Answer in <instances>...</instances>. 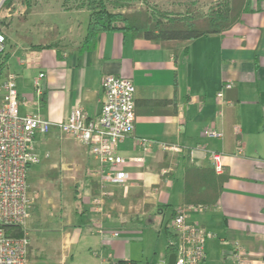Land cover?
<instances>
[{
  "label": "crops",
  "instance_id": "obj_1",
  "mask_svg": "<svg viewBox=\"0 0 264 264\" xmlns=\"http://www.w3.org/2000/svg\"><path fill=\"white\" fill-rule=\"evenodd\" d=\"M59 9L56 19L46 22L57 24V40L67 48H32L21 39L10 53L6 67L16 74L20 113L56 123L80 106L93 117L102 105L101 79L112 73L135 85V121L131 135L117 146L125 162L116 169L128 173L121 184L102 181L104 167L76 140L56 146L66 157L79 158L73 197L57 202L43 181L29 186L34 200L22 226L29 239L28 264L43 250L52 256L47 264H71L72 251L82 240L88 241L94 264L138 263L140 259L127 252L131 234L139 233L142 222L154 223L155 216L162 217L160 226L170 225L172 210L182 207L184 167H212L213 151L222 153L229 177L215 204L186 207L188 221L213 233L208 240L220 235L225 261L234 242L264 259V0H250L249 11L222 33L153 42L105 31L97 34L91 49L78 48L89 10ZM42 36L32 35L33 43ZM39 72L44 77L36 89L33 80ZM226 82L232 87L223 88ZM218 91L225 102L219 101ZM213 130L221 136L207 133ZM58 135L53 128L34 139L39 158L46 161L45 174L56 167L64 170L63 163L46 169L50 159L45 153L55 149ZM139 139L147 140V148ZM237 143L243 147L241 155L235 154ZM68 173L63 183L70 182ZM102 191L107 194L95 204ZM166 211L170 220L163 222ZM114 231L117 236L110 235ZM170 253L165 250L160 260Z\"/></svg>",
  "mask_w": 264,
  "mask_h": 264
},
{
  "label": "built area",
  "instance_id": "obj_2",
  "mask_svg": "<svg viewBox=\"0 0 264 264\" xmlns=\"http://www.w3.org/2000/svg\"><path fill=\"white\" fill-rule=\"evenodd\" d=\"M14 13L23 12L22 5L15 1ZM1 9V7H0ZM10 13V12H9ZM10 14L5 16L10 17ZM3 18L0 10V19ZM7 39L0 27V264H28L29 239L26 235L13 236L6 232L8 225H24L34 196L30 194L28 171L39 162L34 139L38 134L46 135L55 128L60 135L76 140L87 148L104 167L100 173L102 181L114 184L123 183L128 173L116 167L125 162L118 154V144L131 135L135 121V85L129 78L107 73L101 79L102 105L99 113L93 117L80 106H74L68 116L53 123L37 114H21L16 88V74L7 71L4 55L7 52ZM44 73L39 72L33 80L38 89ZM232 82L223 84V88L232 87ZM219 101L225 102L223 92L216 93ZM235 131H240L235 126ZM210 136L220 137L217 131L207 132ZM141 146L147 148V140L139 139ZM235 154H243V147L237 143ZM134 160L141 161V157ZM211 166L216 173L223 171L222 153L210 152ZM93 199L100 203L102 196ZM193 207V206H192ZM201 209L204 206H195ZM170 228L178 238V243L169 242L175 254L174 264H204L206 260L205 244L213 237L204 226L188 221L186 207L176 210L170 220ZM101 235L105 233L99 231ZM110 235L117 236L118 232ZM227 257L230 264H264V259L248 253L238 242H234ZM158 264H167V258Z\"/></svg>",
  "mask_w": 264,
  "mask_h": 264
},
{
  "label": "trees",
  "instance_id": "obj_3",
  "mask_svg": "<svg viewBox=\"0 0 264 264\" xmlns=\"http://www.w3.org/2000/svg\"><path fill=\"white\" fill-rule=\"evenodd\" d=\"M26 1L25 10L17 18L18 23L25 22L30 12L29 0ZM140 1L143 5L139 7L132 4L133 0H87L85 3H76L72 7H66V9L86 8L90 12L86 34L78 48H93L97 34L105 31L128 33L132 37H142L153 42L189 41L212 33H222L238 23L241 16L249 11L250 5V0H214L204 12L198 6L197 0H188L180 3L185 8L183 12H172L158 4ZM9 2V0H4L1 6H6ZM107 3H111L114 9L120 8L123 11L113 12L109 10ZM58 33L57 24H52L36 44L33 43L30 33H21L19 37L32 48L45 46L58 49L67 48V45L59 44ZM14 48L15 45H11L4 55L3 65L5 67ZM46 175L56 179L57 170L53 168ZM228 177L229 174L225 168L221 173H216L212 167L197 165L184 167L182 207L212 206L216 203L222 185ZM175 212L176 209L172 210L171 215L173 216ZM165 229L171 232L170 225L167 223H165ZM6 232L13 236L24 235L20 225H8ZM172 250L171 244L168 243L167 253ZM118 263L126 262L118 261Z\"/></svg>",
  "mask_w": 264,
  "mask_h": 264
},
{
  "label": "rangeland",
  "instance_id": "obj_4",
  "mask_svg": "<svg viewBox=\"0 0 264 264\" xmlns=\"http://www.w3.org/2000/svg\"><path fill=\"white\" fill-rule=\"evenodd\" d=\"M4 0H0L1 7V15L3 18L0 19V27L2 31L5 33L7 39V48L11 45H15V43H21V38L19 34L27 33L32 34L34 38H38L44 35L45 31L51 28V23L46 22L50 20H55V16L60 13L59 6L65 10L66 7H72V5L76 3H85L87 0H29L30 3V12L27 15L28 22H24V24L18 23V16L20 14L14 13V2L16 1L19 6L22 5L23 11L26 8V0H9V4L6 6H1ZM148 3H155L162 6L165 10L168 11H178L183 12L184 7L180 5L183 1L188 0H144ZM198 6L202 11H207L210 3L214 0H197ZM61 4V5H60ZM133 5L136 7L142 6L143 3L140 0H133ZM109 10L113 12L123 11L122 9H114L111 3H107ZM67 10V9H66ZM12 15L10 17L5 16V14ZM23 13V12H22ZM21 13V14H22ZM32 13V15L30 14ZM83 15H79L78 19H82ZM27 20V19H26ZM71 20V19H70ZM69 20V21H70ZM73 20V19H72ZM22 23V22H21ZM67 23V22H66ZM65 23V24H66ZM65 24L61 25L62 28L66 30ZM68 25V24H67ZM59 29V27H58ZM59 35V33H58ZM58 38V36H57ZM22 44V43H21ZM16 47V45H15ZM61 143L71 144L73 145V141L71 138L65 135H58L55 142V149L52 152L45 153L46 157L50 159L47 161L46 169L50 167V165H61L63 163L64 170L56 167L57 170V178L52 182L50 180L51 177L46 175L43 171L46 161L43 157L39 158V163L33 165L28 171V184L30 188L37 186L40 182L44 183V190H47L48 195L52 196L53 192L55 193V199L57 202H62L63 200L71 201L73 197V192L75 188V180H76V172L77 166L75 165V160L79 159L78 157H66L65 154L61 153L56 149V146L61 145ZM43 156V155H42ZM64 172H69L66 176L69 179L68 184L63 183V177H65ZM52 179V178H51ZM80 185V184H79ZM80 187V186H76ZM78 206V203H77ZM169 211L165 212L164 221L166 222L169 219ZM162 217H152L151 220L154 223L147 224L146 222H142L138 224L139 233L131 234L132 239L128 241L127 252L132 255L134 258L140 259L136 264H158L161 255L166 250V246L169 242L178 243V238L174 235L172 229L171 232H167L165 227L160 226V220ZM170 220V219H169ZM213 222H216V219H211ZM170 224V221H169ZM206 249V260L205 264H230L229 261H225L222 257V252L224 249V245L221 244L220 235L218 237L208 240L205 244ZM74 261L71 264H94V260L92 258V254L88 248V241H81L73 249ZM142 257V258H141ZM52 256L49 254L47 250L39 251L37 257H32L30 264H47L48 261H51ZM126 264V263H122Z\"/></svg>",
  "mask_w": 264,
  "mask_h": 264
},
{
  "label": "water",
  "instance_id": "obj_5",
  "mask_svg": "<svg viewBox=\"0 0 264 264\" xmlns=\"http://www.w3.org/2000/svg\"><path fill=\"white\" fill-rule=\"evenodd\" d=\"M174 260H175V254L171 252L167 258V264H174Z\"/></svg>",
  "mask_w": 264,
  "mask_h": 264
}]
</instances>
